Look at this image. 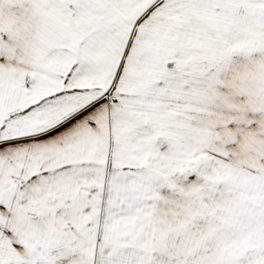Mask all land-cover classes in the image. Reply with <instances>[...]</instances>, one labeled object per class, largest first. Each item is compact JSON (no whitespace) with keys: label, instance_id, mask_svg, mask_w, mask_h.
Segmentation results:
<instances>
[{"label":"snow or ice","instance_id":"1","mask_svg":"<svg viewBox=\"0 0 264 264\" xmlns=\"http://www.w3.org/2000/svg\"><path fill=\"white\" fill-rule=\"evenodd\" d=\"M0 264H264V0H0Z\"/></svg>","mask_w":264,"mask_h":264}]
</instances>
